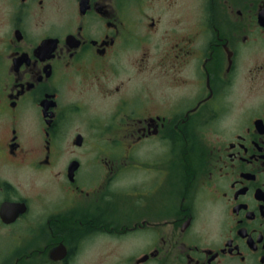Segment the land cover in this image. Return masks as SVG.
Returning a JSON list of instances; mask_svg holds the SVG:
<instances>
[{
  "label": "flooded vegetation",
  "instance_id": "flooded-vegetation-1",
  "mask_svg": "<svg viewBox=\"0 0 264 264\" xmlns=\"http://www.w3.org/2000/svg\"><path fill=\"white\" fill-rule=\"evenodd\" d=\"M0 264H264V0H0Z\"/></svg>",
  "mask_w": 264,
  "mask_h": 264
}]
</instances>
